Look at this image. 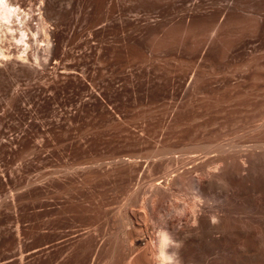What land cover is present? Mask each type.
<instances>
[{
    "label": "rangeland",
    "instance_id": "1",
    "mask_svg": "<svg viewBox=\"0 0 264 264\" xmlns=\"http://www.w3.org/2000/svg\"><path fill=\"white\" fill-rule=\"evenodd\" d=\"M41 1L20 4L38 17ZM150 1L46 0V63L0 43L12 54L0 61V264H123L125 209L179 169L167 159L225 138L253 145L264 25L241 18L205 38L191 26L209 9Z\"/></svg>",
    "mask_w": 264,
    "mask_h": 264
},
{
    "label": "bare ground",
    "instance_id": "2",
    "mask_svg": "<svg viewBox=\"0 0 264 264\" xmlns=\"http://www.w3.org/2000/svg\"><path fill=\"white\" fill-rule=\"evenodd\" d=\"M20 1L0 0V43L11 38V41L22 45V53L25 54L22 58L32 57L34 62L39 60L41 63L44 61L40 60L41 56L50 59L56 53L50 35L52 31L49 30L51 25L48 28L45 23L47 18H44L49 5L46 0L41 1L44 4L37 9L45 12L43 15L39 11L36 17L34 12L35 16L30 14L31 6L24 8ZM147 1L150 5L151 1ZM174 1L180 4V9L185 6L184 10L188 13L197 9H204L205 13L209 9L208 16L196 17L191 26V29L205 34V38L217 35L222 25L229 22L236 24L241 18L257 20L259 27L264 25V0ZM97 2L101 7L107 5L110 9L116 0ZM182 30L179 31L182 33ZM179 31L170 32L177 36ZM2 47L6 46L2 43ZM10 54L5 53L0 45V61ZM247 134L248 138L255 139L254 143L250 142V145L253 144L251 147L239 145L242 140L244 142L243 137L241 140L237 137L241 142L237 141L238 145L232 143L235 140L229 142V138H225L185 151L182 153L185 156L174 160L167 159V168L175 162L180 165L179 169H172L173 174L169 178L156 175L147 180L141 208L138 206L140 211L129 208L134 205H130L131 201L129 207L124 205L130 227L125 234L128 256L126 260L122 257L123 264H264V148H261L264 145V115L255 117V124ZM245 139L248 140L247 137ZM232 144H235L234 147ZM235 146L243 148L238 150Z\"/></svg>",
    "mask_w": 264,
    "mask_h": 264
},
{
    "label": "clouds",
    "instance_id": "3",
    "mask_svg": "<svg viewBox=\"0 0 264 264\" xmlns=\"http://www.w3.org/2000/svg\"><path fill=\"white\" fill-rule=\"evenodd\" d=\"M161 242H162V244L164 243V238L162 237V239H161Z\"/></svg>",
    "mask_w": 264,
    "mask_h": 264
}]
</instances>
